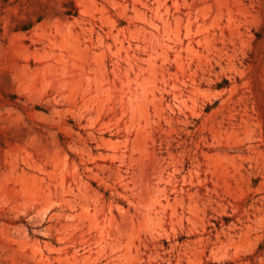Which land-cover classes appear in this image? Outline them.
I'll return each instance as SVG.
<instances>
[{"label": "rangeland", "instance_id": "obj_1", "mask_svg": "<svg viewBox=\"0 0 264 264\" xmlns=\"http://www.w3.org/2000/svg\"><path fill=\"white\" fill-rule=\"evenodd\" d=\"M0 264H264V0H0Z\"/></svg>", "mask_w": 264, "mask_h": 264}]
</instances>
